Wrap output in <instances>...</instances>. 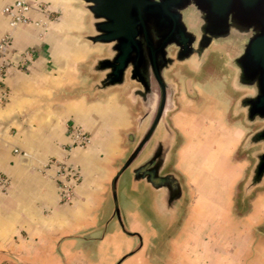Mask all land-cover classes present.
<instances>
[{
  "label": "crops",
  "instance_id": "1",
  "mask_svg": "<svg viewBox=\"0 0 264 264\" xmlns=\"http://www.w3.org/2000/svg\"><path fill=\"white\" fill-rule=\"evenodd\" d=\"M13 1L0 0V37L9 31L13 57L1 81L7 99L0 104V174L10 187L0 195V264H115L136 241L123 235L114 220L103 228L111 213L108 184L128 152L123 135L133 129L138 110L127 105L122 91L93 97L80 93L91 81L86 65L102 49L81 40L89 29L77 2L24 0L44 4L51 20L31 11L30 22H46L45 28L29 23L9 30L1 10ZM25 51L32 57L19 70L14 62ZM69 125L85 131L88 147L67 149ZM200 126L193 130L210 137L241 131ZM183 147L174 150L170 168L185 198L169 232L153 218L145 193L129 192L127 179H121V216L142 245L120 264H264V190L253 192L243 211L237 209L232 187L220 186V178L231 176L229 170L221 175L182 169ZM208 153L211 161L216 158L215 151ZM53 159L65 160L80 176L67 203L59 202L53 169H43ZM190 179H203L204 185L190 189Z\"/></svg>",
  "mask_w": 264,
  "mask_h": 264
},
{
  "label": "water",
  "instance_id": "2",
  "mask_svg": "<svg viewBox=\"0 0 264 264\" xmlns=\"http://www.w3.org/2000/svg\"><path fill=\"white\" fill-rule=\"evenodd\" d=\"M86 14L89 33L81 40L102 49L86 65L91 78L81 94L112 91L138 113L123 135L128 152L108 184L111 213L121 233L134 238L133 248L115 264L139 251L137 233L127 230L119 208L122 178L128 191H143L147 207L164 232L178 221L185 192L171 170L177 134L169 123L176 110V68L195 77L210 54L222 60L237 95L230 116L251 131L240 149L251 165L240 186L239 203L264 190V0H73ZM183 87L191 95L192 80Z\"/></svg>",
  "mask_w": 264,
  "mask_h": 264
},
{
  "label": "rangeland",
  "instance_id": "3",
  "mask_svg": "<svg viewBox=\"0 0 264 264\" xmlns=\"http://www.w3.org/2000/svg\"><path fill=\"white\" fill-rule=\"evenodd\" d=\"M229 77L230 75L222 67V60L216 54H210L207 57L199 74L195 77H192L182 68H176L171 73V78L176 82L178 90L174 97L176 110L169 116L168 120L177 134L175 152L180 150L181 145H184L180 152L182 160L179 167L191 170V172L202 171V173L218 170L221 175L229 170L231 176L228 179L220 178V186L221 188L227 186L229 190L232 187L233 201L237 209L243 211L249 198L240 204L239 192L251 165V159L248 153L241 151L240 145L251 129L241 123L240 117L232 118L230 116V109L237 95H233L229 91ZM187 78L192 80L193 92L191 95H188L183 87L184 80ZM201 124H214V126L218 125L219 128L230 127L241 131L240 133L237 131L236 134L235 132L224 134L222 131H217L218 135H211L212 137H210V133L193 130L197 127L201 128ZM181 132L187 143L180 136ZM198 146H205V149H199L197 155L194 153L191 155L192 150L196 151ZM232 147L234 148L233 151ZM212 151H215L216 158L212 157L214 160L211 161L208 152L211 153ZM243 165L246 166L243 173L238 180H235L239 168ZM189 182H194V184L189 183L190 189L197 187V190L199 186L204 185L203 179H190ZM208 182L209 180L205 181L207 185L211 186Z\"/></svg>",
  "mask_w": 264,
  "mask_h": 264
},
{
  "label": "built area",
  "instance_id": "4",
  "mask_svg": "<svg viewBox=\"0 0 264 264\" xmlns=\"http://www.w3.org/2000/svg\"><path fill=\"white\" fill-rule=\"evenodd\" d=\"M31 11H36L41 14L46 21H50V13L44 4H30L24 0H14L10 4L5 5L1 13L7 17V26L9 30L16 27L27 25L32 23L34 26L46 27V22H30L28 14ZM10 33L5 32L0 37V104L7 99V92L2 87V78L4 76L5 68L7 64L12 63V54L9 53L10 46ZM32 54L29 51L18 54L14 66L19 70H25ZM68 131V144L67 149L80 148L84 149L90 144V138L81 127L69 125ZM52 168L54 175L53 180L56 188V193L61 203H67L70 201L73 195V190L79 182V173L75 167L67 164L65 160H49L43 169ZM10 187V182L7 177L0 174V195L7 192Z\"/></svg>",
  "mask_w": 264,
  "mask_h": 264
}]
</instances>
